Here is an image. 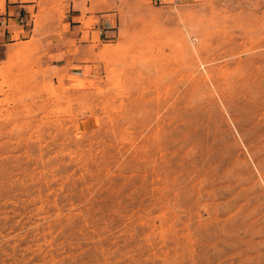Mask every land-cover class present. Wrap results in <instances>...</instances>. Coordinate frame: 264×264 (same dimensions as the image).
<instances>
[{
  "label": "rangeland",
  "instance_id": "1",
  "mask_svg": "<svg viewBox=\"0 0 264 264\" xmlns=\"http://www.w3.org/2000/svg\"><path fill=\"white\" fill-rule=\"evenodd\" d=\"M0 264H264V0H0Z\"/></svg>",
  "mask_w": 264,
  "mask_h": 264
},
{
  "label": "crops",
  "instance_id": "2",
  "mask_svg": "<svg viewBox=\"0 0 264 264\" xmlns=\"http://www.w3.org/2000/svg\"><path fill=\"white\" fill-rule=\"evenodd\" d=\"M17 6L19 7V5H8L7 6L8 13H7V17H5L6 20L15 19V21H17V22H19V21L22 20L21 17H20V14L17 13V11L15 9V8H18ZM10 7H13L14 8V11H13V14L12 15H9V8ZM14 24L16 25V22H14ZM15 28L20 32L19 33V37H21L22 34H23V32H24V28H20L18 26H15ZM99 31H100V34H103L104 33L105 36H110L109 33H108L109 30L100 29ZM77 35H78V38L81 39L83 33L82 32L81 33L79 32V34H77ZM85 45H88V44H82V46H85ZM74 47L76 48L77 46L75 44L74 45L67 44L64 47H60V51H58V52L61 55H58L57 56V59L59 61H61L62 64H65V63L76 64L75 61L72 59V55H75L76 54V51H75V48ZM80 65L84 68V70L86 69V66L87 65H84L83 62H81Z\"/></svg>",
  "mask_w": 264,
  "mask_h": 264
},
{
  "label": "bare ground",
  "instance_id": "3",
  "mask_svg": "<svg viewBox=\"0 0 264 264\" xmlns=\"http://www.w3.org/2000/svg\"><path fill=\"white\" fill-rule=\"evenodd\" d=\"M78 85H79V86H82V85H83V83L80 81Z\"/></svg>",
  "mask_w": 264,
  "mask_h": 264
}]
</instances>
